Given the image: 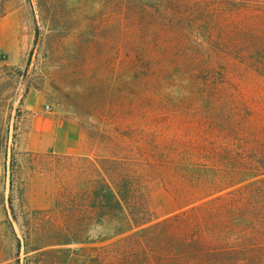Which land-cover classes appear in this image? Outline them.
Returning <instances> with one entry per match:
<instances>
[{
	"label": "trees",
	"instance_id": "1",
	"mask_svg": "<svg viewBox=\"0 0 264 264\" xmlns=\"http://www.w3.org/2000/svg\"><path fill=\"white\" fill-rule=\"evenodd\" d=\"M118 1L120 14L129 11L130 17L128 26L121 17L117 22L114 63L125 65L114 68V120L96 127L101 133L114 127V136L108 142L99 136L100 154L91 163L97 180L86 182L84 195L97 223L113 228L112 238L99 241L98 264H264V98L248 96L247 88L264 81V68L236 65L255 58L239 46L253 45L260 35L235 23L264 13V4L229 0V65L215 68L165 66L168 54L132 53L131 47L148 48L146 5ZM153 185L184 202L156 222ZM2 201L20 264V240L7 210L14 211V201ZM12 219L18 220L15 212Z\"/></svg>",
	"mask_w": 264,
	"mask_h": 264
},
{
	"label": "rangeland",
	"instance_id": "2",
	"mask_svg": "<svg viewBox=\"0 0 264 264\" xmlns=\"http://www.w3.org/2000/svg\"><path fill=\"white\" fill-rule=\"evenodd\" d=\"M228 2L144 0L151 24L148 48L129 50L168 54L163 64L171 67L229 65ZM120 12L118 0H0V264H17L19 251L3 196L14 201V211L9 205L7 210L20 240V264H98L99 241L112 238V226L97 223L84 195L86 182L97 180L91 163L100 154L99 136L107 142L114 136V127L103 133L96 127L114 120V68L125 65L114 63V35L120 32L119 18L128 26L130 17L129 11ZM235 23L260 35L253 45L239 46L255 58L236 65L264 68V13ZM243 38L249 42L248 35ZM247 88L248 96L264 98V81H250ZM34 120L70 123L78 151L63 154L53 141L44 145L41 135L32 134ZM149 194L154 222L184 205L161 186H151Z\"/></svg>",
	"mask_w": 264,
	"mask_h": 264
},
{
	"label": "crops",
	"instance_id": "3",
	"mask_svg": "<svg viewBox=\"0 0 264 264\" xmlns=\"http://www.w3.org/2000/svg\"><path fill=\"white\" fill-rule=\"evenodd\" d=\"M33 124L32 134L41 135L44 145L49 141H53L56 150L63 154L75 153L78 151V138L77 135L71 131L70 123L62 120L56 122L55 120L50 123L45 122V124H39L37 120H34Z\"/></svg>",
	"mask_w": 264,
	"mask_h": 264
},
{
	"label": "built area",
	"instance_id": "4",
	"mask_svg": "<svg viewBox=\"0 0 264 264\" xmlns=\"http://www.w3.org/2000/svg\"><path fill=\"white\" fill-rule=\"evenodd\" d=\"M50 109V106H47V110H49Z\"/></svg>",
	"mask_w": 264,
	"mask_h": 264
}]
</instances>
